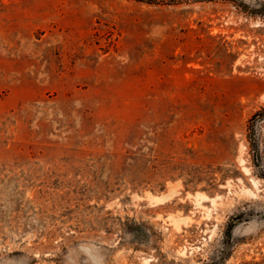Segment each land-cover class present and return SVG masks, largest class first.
<instances>
[{
	"label": "rangeland",
	"instance_id": "obj_1",
	"mask_svg": "<svg viewBox=\"0 0 264 264\" xmlns=\"http://www.w3.org/2000/svg\"><path fill=\"white\" fill-rule=\"evenodd\" d=\"M0 264H264V0H0Z\"/></svg>",
	"mask_w": 264,
	"mask_h": 264
},
{
	"label": "trees",
	"instance_id": "obj_2",
	"mask_svg": "<svg viewBox=\"0 0 264 264\" xmlns=\"http://www.w3.org/2000/svg\"><path fill=\"white\" fill-rule=\"evenodd\" d=\"M233 229H234V227L231 226V227L228 229V234H231L232 231H233Z\"/></svg>",
	"mask_w": 264,
	"mask_h": 264
}]
</instances>
